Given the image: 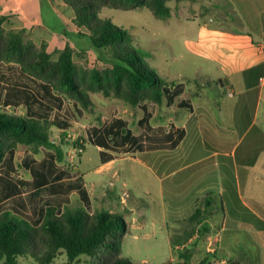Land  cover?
Segmentation results:
<instances>
[{"label": "rangeland", "instance_id": "1", "mask_svg": "<svg viewBox=\"0 0 264 264\" xmlns=\"http://www.w3.org/2000/svg\"><path fill=\"white\" fill-rule=\"evenodd\" d=\"M218 2L222 4V0ZM168 6L171 16L167 19L156 18L146 8L103 9L100 18L127 30L133 46L147 54L145 62L166 81L183 82L181 91L175 88L169 92L162 104L146 102L131 106L100 93L91 94L93 103L88 109L75 103L67 104L61 116L70 121L69 128H53L51 131L52 139L64 151L63 162H58L54 151L51 152L52 158H48V150L44 147L35 150L19 146L13 158L12 178L7 185L0 182V213L23 210L40 222L47 206L53 202L41 178L44 177L48 184L63 181L76 183L87 192L92 211L108 212L125 220L122 258L135 264L178 262L168 234L176 228L168 227L167 232L165 226V220H170L174 208L161 193L160 176L180 161L176 159L180 152L166 154L174 160L163 168L160 167L163 157L146 152L138 159H118L103 174L100 173L102 150L92 144L100 134L113 137L115 133L127 130L131 136L138 137L151 134L153 128L158 127L180 139L184 132L182 119L188 114L189 107L206 101L207 83L214 79L208 77L210 79L206 81L201 77L211 73L214 78L217 72L213 73L192 47L203 26L210 20L209 13L217 10L210 6V0H173ZM0 16L8 17L4 26L6 32L21 33L36 48H45L53 59L69 48L79 67L90 70L110 66L103 55L105 53L96 49L84 35L85 29L77 23L76 15L66 0H0ZM8 71V67L0 65V75L6 76ZM5 110L11 113L17 111L11 108ZM137 150L130 141L118 158L134 156ZM192 156H186L184 161H189ZM113 172L118 176L112 177ZM164 182V188L170 193L174 182L171 179ZM70 199L72 208H85L78 193H72ZM208 242L203 239L198 241L193 260L200 261L211 253L206 251ZM67 261V255L62 252L54 264ZM19 264L36 263L32 258L23 257L19 259ZM74 264H88V258L82 256Z\"/></svg>", "mask_w": 264, "mask_h": 264}, {"label": "trees", "instance_id": "2", "mask_svg": "<svg viewBox=\"0 0 264 264\" xmlns=\"http://www.w3.org/2000/svg\"><path fill=\"white\" fill-rule=\"evenodd\" d=\"M171 1L66 0L77 23L85 29L84 35L105 53L110 66L104 69L87 70L77 66L69 48L53 59L45 48H36L21 33L6 32L8 17L0 16V65L9 69L6 76L0 75V182L7 185L12 178L13 158L19 146L35 150L44 147L48 158H52L54 151L58 162H63L64 151L52 139L51 131L69 128L70 121L61 116L67 104L88 109L93 103V93L131 106L146 102L162 104L169 92L175 88L181 91L183 83L166 81L145 62L147 54L133 46L127 30L100 18L103 9L146 8L156 18L167 19L171 16L168 6ZM7 108L17 111L11 113ZM115 134L113 137L100 134L92 142L103 149V163L113 160L130 141L138 151L172 150L177 144L174 135L161 127L138 137L131 136L127 130ZM41 180L53 202L47 206L40 222L23 210L0 213V263L19 264V259L24 257L32 258L36 264H54L64 252L68 261L62 264H74L82 256L88 258V264H135L121 256L122 230L126 231L123 218L92 211L87 193L76 183L48 184L44 177ZM73 192L81 196L83 210L71 207L69 196ZM214 204L213 193L198 199L196 211L170 232V245L178 257L175 264H211L212 259L218 258L216 253H208L200 261L193 260V246L211 232L207 222ZM195 236L198 241L192 245L190 242Z\"/></svg>", "mask_w": 264, "mask_h": 264}, {"label": "crops", "instance_id": "3", "mask_svg": "<svg viewBox=\"0 0 264 264\" xmlns=\"http://www.w3.org/2000/svg\"><path fill=\"white\" fill-rule=\"evenodd\" d=\"M210 6L217 11L209 13L211 18L192 47L217 72L214 78L211 73L201 77L214 79L207 83L206 101L189 107L182 119L184 132L180 139L174 136V149L137 150L134 156L118 158L121 151L107 163L101 159L100 173L118 159H138L146 152L163 157V168L174 160L166 154L179 151L180 161L160 176L161 193L174 208L170 220H165L167 232L196 211L198 199L213 193V214L207 222L211 232L199 238L209 241L206 251L218 256L211 263L263 264L264 0H222V4L210 0ZM167 179L174 182L170 193L163 185ZM197 241L195 236L190 243Z\"/></svg>", "mask_w": 264, "mask_h": 264}, {"label": "built area", "instance_id": "4", "mask_svg": "<svg viewBox=\"0 0 264 264\" xmlns=\"http://www.w3.org/2000/svg\"><path fill=\"white\" fill-rule=\"evenodd\" d=\"M263 50H264V47H263ZM209 247H210V249H212V251H214V245H213L212 243L210 244ZM223 264H224V263H223Z\"/></svg>", "mask_w": 264, "mask_h": 264}]
</instances>
